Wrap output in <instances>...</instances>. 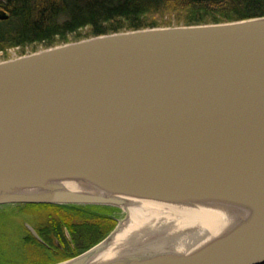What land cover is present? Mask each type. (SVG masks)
Here are the masks:
<instances>
[{
	"label": "water",
	"instance_id": "water-1",
	"mask_svg": "<svg viewBox=\"0 0 264 264\" xmlns=\"http://www.w3.org/2000/svg\"><path fill=\"white\" fill-rule=\"evenodd\" d=\"M130 200L218 209L228 222L205 238L146 228L97 262L130 223ZM11 205L123 212L56 264H264V17L0 62V207Z\"/></svg>",
	"mask_w": 264,
	"mask_h": 264
},
{
	"label": "trees",
	"instance_id": "trees-1",
	"mask_svg": "<svg viewBox=\"0 0 264 264\" xmlns=\"http://www.w3.org/2000/svg\"><path fill=\"white\" fill-rule=\"evenodd\" d=\"M0 11L9 16L6 21L0 20V58L7 59L12 49L23 56L29 51L37 53L67 43L149 28L253 20L264 17V0H0ZM32 208L58 215L35 228L42 242L28 231L24 236V231L0 229L9 251H16L18 244L21 247L11 252L15 256L7 255L0 264L60 263L97 245L115 227L108 220L67 222L61 213L76 206ZM66 228L73 244L66 238ZM14 235L22 236L21 241L15 240ZM87 238L91 240L85 243ZM34 254L39 255L37 259ZM19 256H29L31 260H21Z\"/></svg>",
	"mask_w": 264,
	"mask_h": 264
},
{
	"label": "bare ground",
	"instance_id": "bare-ground-1",
	"mask_svg": "<svg viewBox=\"0 0 264 264\" xmlns=\"http://www.w3.org/2000/svg\"><path fill=\"white\" fill-rule=\"evenodd\" d=\"M70 189L76 188L75 185H69ZM133 205L130 207L131 211V221L123 231L118 234L116 240L111 245L110 249L102 256L97 259L103 260L104 258L114 257V254L125 246V243L130 236H133L141 230L149 228L151 230H156L151 232L152 234H159L158 228L163 226L170 227V231L176 229L177 232L184 233L187 232L189 235H194L195 237H202L206 235H215L222 231L226 222H228L227 216L224 212H220L218 209L206 208V207H193L187 208L172 204H164L154 201H139V200H130ZM32 208L33 206H27ZM41 212H36L41 214ZM21 219V218H20ZM21 226L17 225L20 220H17L16 225L13 228H10L13 233H22L27 234V226L32 227L34 230L42 223H47L49 219L44 218V220H38L34 223V219L30 222H25L21 219ZM34 224V225H32ZM9 228V227H8ZM22 228V229H21ZM6 231V230H5ZM36 233L38 234L37 230ZM191 241H188L186 245L180 243L181 246H187Z\"/></svg>",
	"mask_w": 264,
	"mask_h": 264
},
{
	"label": "rangeland",
	"instance_id": "rangeland-1",
	"mask_svg": "<svg viewBox=\"0 0 264 264\" xmlns=\"http://www.w3.org/2000/svg\"><path fill=\"white\" fill-rule=\"evenodd\" d=\"M18 53H19V51L17 49H15V50L12 49L8 53L9 54V58H7V59L0 58V62L13 60V59H17V58L21 57L22 55L18 54ZM26 54L27 55L31 54V52L29 51ZM41 210L42 209L30 208V207H27V206L23 207V206H13V205H11V206L0 207V229L1 230L5 229V230H10L11 231L10 228H13V226L16 225L15 222L17 220H20L17 225L21 226V221H22L21 219H23L25 222H30V221H32L34 219L35 220L34 223H36V221H38V220L42 221V220H44V218L50 219L52 217H56L55 215H58V214H56V212H50L48 210L47 211H42L41 214H45L44 216L36 213V212H41ZM108 211H109V213L107 215H102V213H101V212H108ZM117 211L116 212L119 215H117V217L115 219H117V221H118V220L123 219L124 215L122 213H120L121 211H119V210H117ZM92 212H94V213H92ZM51 213L54 214V215H50ZM96 213H97V210H93L92 211L90 209H85L83 207H77V208H73V209H71V208L64 209L63 212L61 213V215L64 216L63 218H65L67 220V222H69L71 224L83 223V222H86V221H89V222H102L104 220L111 221L112 218L109 217L108 215H110L112 217L115 216V215L112 214L113 212H110L109 209H102L97 214ZM94 216L96 218H94ZM32 225H34V224H32ZM115 225H116V223H115ZM14 236H15L14 237L15 240L18 239L19 241H21L22 236L21 237L18 236V235H14ZM11 239L13 240V238H11ZM71 239H72V237H71ZM89 240H91V239L87 238L85 243L88 242ZM72 242H73V240H72ZM9 248L10 247L8 246V243L5 242L4 237H2V238L0 237V259H1L0 263L4 262L2 260H4L7 255H8L7 258H10L9 256H15L14 254H11V252H16L17 249L21 248V247H20L19 244L16 245V248H17L16 251L15 250H10L9 251L8 250ZM37 256H39V255L38 254H34V258L37 259ZM19 257H20L21 260L24 259V258H26L27 261L31 260L30 258H28L29 256L28 257L25 256L24 258H23V256H19Z\"/></svg>",
	"mask_w": 264,
	"mask_h": 264
},
{
	"label": "flooded vegetation",
	"instance_id": "flooded-vegetation-1",
	"mask_svg": "<svg viewBox=\"0 0 264 264\" xmlns=\"http://www.w3.org/2000/svg\"><path fill=\"white\" fill-rule=\"evenodd\" d=\"M102 209H103V208H101L100 210H102ZM100 210L97 209V213H98ZM110 212H113L112 214L115 215V216L117 217V214H118V213L116 212V210H113V209H112V210H110ZM92 213H94V212H92ZM97 213H96V214H97ZM101 213H109V211H108V212H101ZM108 216L112 218L111 221L115 222V220H116L115 217H112V216H110V215H108Z\"/></svg>",
	"mask_w": 264,
	"mask_h": 264
}]
</instances>
